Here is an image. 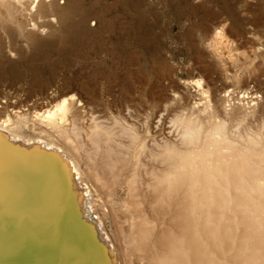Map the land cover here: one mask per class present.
Masks as SVG:
<instances>
[{
    "label": "bare ground",
    "instance_id": "obj_1",
    "mask_svg": "<svg viewBox=\"0 0 264 264\" xmlns=\"http://www.w3.org/2000/svg\"><path fill=\"white\" fill-rule=\"evenodd\" d=\"M255 68L235 85L231 67L161 74L150 106L123 100L117 115L73 93L37 114L56 141L21 134L24 118H0V188L20 193L3 207L26 210L34 195L45 219L35 235L56 232L48 252L62 247L69 264H264V69ZM6 138L46 153L10 162Z\"/></svg>",
    "mask_w": 264,
    "mask_h": 264
},
{
    "label": "rangeland",
    "instance_id": "obj_2",
    "mask_svg": "<svg viewBox=\"0 0 264 264\" xmlns=\"http://www.w3.org/2000/svg\"><path fill=\"white\" fill-rule=\"evenodd\" d=\"M189 67H231L234 85L264 69V0H0V118H24L25 136L56 141L37 114L73 93L117 115ZM123 219L131 237L128 208Z\"/></svg>",
    "mask_w": 264,
    "mask_h": 264
},
{
    "label": "water",
    "instance_id": "obj_3",
    "mask_svg": "<svg viewBox=\"0 0 264 264\" xmlns=\"http://www.w3.org/2000/svg\"><path fill=\"white\" fill-rule=\"evenodd\" d=\"M7 144L10 148L3 153L9 152L6 155L8 161H21L29 156L46 153L41 147L37 152L33 145H25L17 141H9ZM2 148L3 147L2 145ZM40 157V156H39ZM46 158V156H44ZM38 159V158H37ZM0 188V264H69L67 260L69 255L63 253L62 247H56L55 258L48 252L50 244L54 243L55 233L52 230H47V234L36 236L39 231H45V219L42 217L43 211L37 206L38 200L34 195L30 196L27 201L26 210H11L3 207L2 202L8 197H14L17 193L15 186H6ZM1 191H6L5 194ZM22 193H27L26 190L19 188ZM27 199V200H28ZM31 207V208H30ZM34 215V220L28 222V218L23 215ZM49 228H51L49 226ZM62 250H61V249Z\"/></svg>",
    "mask_w": 264,
    "mask_h": 264
}]
</instances>
